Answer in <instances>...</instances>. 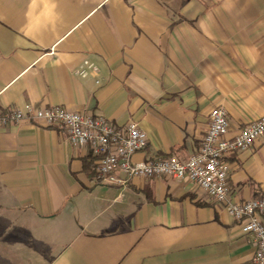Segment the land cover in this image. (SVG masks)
Wrapping results in <instances>:
<instances>
[{
    "label": "crops",
    "instance_id": "0c3cea01",
    "mask_svg": "<svg viewBox=\"0 0 264 264\" xmlns=\"http://www.w3.org/2000/svg\"><path fill=\"white\" fill-rule=\"evenodd\" d=\"M26 103L136 121V162L186 158L212 107L229 135L264 114V0H0V113ZM93 156L59 126L0 125V264H253L205 190L98 181ZM226 160L231 201L264 197V135Z\"/></svg>",
    "mask_w": 264,
    "mask_h": 264
},
{
    "label": "built area",
    "instance_id": "2783aa9c",
    "mask_svg": "<svg viewBox=\"0 0 264 264\" xmlns=\"http://www.w3.org/2000/svg\"><path fill=\"white\" fill-rule=\"evenodd\" d=\"M85 64L91 66L86 61ZM85 75V70H80ZM38 120L64 129L73 145L88 147L95 158L96 177L102 182L125 185L135 177L170 176L189 180L238 222L240 231L254 248L253 264H264V197L235 202L228 198L226 157L248 148L264 135V114L229 135L226 109L217 105L209 112V122L197 150L186 158L176 155L134 161L132 156L148 143L146 132L136 121L116 126L101 115L68 110L61 105L35 107L26 103L0 113V125Z\"/></svg>",
    "mask_w": 264,
    "mask_h": 264
},
{
    "label": "trees",
    "instance_id": "16d2710c",
    "mask_svg": "<svg viewBox=\"0 0 264 264\" xmlns=\"http://www.w3.org/2000/svg\"><path fill=\"white\" fill-rule=\"evenodd\" d=\"M97 156H93L92 158H90L89 160H85V164H84V168L87 171H91L93 174H96L95 171V166L93 164V160L96 158ZM99 181V179H97Z\"/></svg>",
    "mask_w": 264,
    "mask_h": 264
}]
</instances>
